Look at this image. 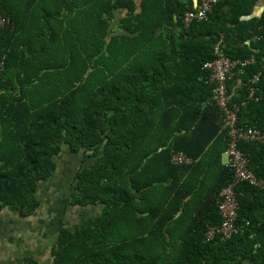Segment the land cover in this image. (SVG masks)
Returning a JSON list of instances; mask_svg holds the SVG:
<instances>
[{
	"label": "trees",
	"instance_id": "obj_1",
	"mask_svg": "<svg viewBox=\"0 0 264 264\" xmlns=\"http://www.w3.org/2000/svg\"><path fill=\"white\" fill-rule=\"evenodd\" d=\"M259 1L221 0L185 27L194 0H0V207L54 212L40 188L62 174L64 148L80 162L64 200L75 213L48 212L51 259L26 264H264L262 187L236 186L238 235L207 238L234 172L205 65L222 38L228 57L255 58L228 98L237 126L264 133ZM239 148L264 181V140ZM180 153L192 162L173 163Z\"/></svg>",
	"mask_w": 264,
	"mask_h": 264
},
{
	"label": "built area",
	"instance_id": "obj_2",
	"mask_svg": "<svg viewBox=\"0 0 264 264\" xmlns=\"http://www.w3.org/2000/svg\"><path fill=\"white\" fill-rule=\"evenodd\" d=\"M221 0H199L194 12H187L184 18L185 27H189L194 21H206L208 16L214 12V9L220 4ZM5 23V18L0 15V25ZM217 58L206 63L205 67L210 70V80L214 85L213 98L221 109L225 127L229 131L231 138L229 148L226 152L229 159L226 166L234 172V181L224 188L218 199V208L221 215V224L218 227H212L207 232L208 240L228 241L242 230L238 224L239 201L236 193V186L247 182L257 187L264 188V181L260 180L256 173L252 171L250 160L239 148L241 142H253L264 140V133L256 128H244L237 126L239 123L240 105H230L228 98V83L234 77V71L241 67L245 68L255 63V58L248 60L232 59L224 52L223 38L215 45ZM260 74L250 81L256 84ZM255 90L251 88L250 97L254 98ZM245 104V102H244ZM243 104V105H244ZM192 160L183 154H177L173 157L175 164H188Z\"/></svg>",
	"mask_w": 264,
	"mask_h": 264
},
{
	"label": "flooded vegetation",
	"instance_id": "obj_3",
	"mask_svg": "<svg viewBox=\"0 0 264 264\" xmlns=\"http://www.w3.org/2000/svg\"><path fill=\"white\" fill-rule=\"evenodd\" d=\"M6 209L0 207V211ZM7 210L12 212L10 209ZM12 214H15L13 219L7 220L5 222L7 228L2 227L0 232V263L26 264L31 257L40 263H46L52 257V247L58 232L50 215L44 216L39 212L31 216H25L20 212Z\"/></svg>",
	"mask_w": 264,
	"mask_h": 264
},
{
	"label": "rangeland",
	"instance_id": "obj_4",
	"mask_svg": "<svg viewBox=\"0 0 264 264\" xmlns=\"http://www.w3.org/2000/svg\"><path fill=\"white\" fill-rule=\"evenodd\" d=\"M122 14L118 13L116 16V19H118ZM77 154H71L68 149L63 150V153L61 154V157L59 158V161L61 163V167H62V174L60 176H58V178L55 179V183L54 185L49 184L48 186L47 183L43 184V186L40 188L39 191V196L42 198H45V204L44 205H48L49 201H54L52 203V208L54 209L53 211H49L47 210V215H49L48 212H50V215L53 216L55 215V220H59V216H61L63 214V212L69 216V213H75V208L72 209H68V204H66V201L64 202V200H66L69 196H71L70 190L72 189L71 185L74 183V174L71 172H74L75 169L74 167L76 166V168L78 169V166L80 162H78L79 158H76ZM81 155V154H80ZM79 156V154H78ZM229 157L228 155H223V161L225 163H227ZM49 183V182H48ZM46 186V187H45ZM54 196H58L57 198H53ZM57 201V202H56ZM67 207V209H66ZM47 209V208H46ZM97 211H95L94 209L91 210L90 208V215H95ZM82 214V210H78L77 215H81ZM15 214H12V212H10L9 210H2L0 211V232H1V228L5 227L7 228L6 225V221L7 220H12L13 216ZM66 216V217H67ZM54 226V225H53ZM9 232V230H7V233Z\"/></svg>",
	"mask_w": 264,
	"mask_h": 264
},
{
	"label": "crops",
	"instance_id": "obj_5",
	"mask_svg": "<svg viewBox=\"0 0 264 264\" xmlns=\"http://www.w3.org/2000/svg\"><path fill=\"white\" fill-rule=\"evenodd\" d=\"M194 3H196V0H194ZM195 7H196V4H195ZM123 13L125 11H122ZM121 12V13H122ZM264 13V0H260L259 3L257 4L256 8L254 9V12L250 15L251 17H258L260 15H262ZM226 155V154H224ZM224 162V161H223ZM224 164L226 165V163L224 162ZM55 198L58 199V196ZM57 202V201H56ZM53 223V222H52ZM6 259H8V255H6ZM15 261V260H14ZM2 264V263H0ZM16 264V263H15ZM250 264V263H249Z\"/></svg>",
	"mask_w": 264,
	"mask_h": 264
},
{
	"label": "water",
	"instance_id": "obj_6",
	"mask_svg": "<svg viewBox=\"0 0 264 264\" xmlns=\"http://www.w3.org/2000/svg\"><path fill=\"white\" fill-rule=\"evenodd\" d=\"M198 3H199V0H196V3H195V4H196V6H197V4H198ZM74 208L76 209L77 207H74Z\"/></svg>",
	"mask_w": 264,
	"mask_h": 264
}]
</instances>
